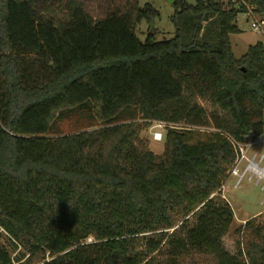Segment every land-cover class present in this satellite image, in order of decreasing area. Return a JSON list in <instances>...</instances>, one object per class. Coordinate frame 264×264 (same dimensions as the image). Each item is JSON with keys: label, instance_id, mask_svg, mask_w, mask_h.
Listing matches in <instances>:
<instances>
[{"label": "trees", "instance_id": "trees-1", "mask_svg": "<svg viewBox=\"0 0 264 264\" xmlns=\"http://www.w3.org/2000/svg\"><path fill=\"white\" fill-rule=\"evenodd\" d=\"M173 5L174 36L143 41L138 25L160 16L149 2L0 0V235L13 250L42 264H264L253 217L238 251L224 246L222 192L238 144L264 134V43L240 58L231 44L238 14L264 19V0ZM197 95L224 116L202 119ZM139 118L171 124L164 154L136 144ZM0 264H16L1 240Z\"/></svg>", "mask_w": 264, "mask_h": 264}, {"label": "rangeland", "instance_id": "rangeland-1", "mask_svg": "<svg viewBox=\"0 0 264 264\" xmlns=\"http://www.w3.org/2000/svg\"><path fill=\"white\" fill-rule=\"evenodd\" d=\"M194 2L195 0H189ZM151 3L155 8L160 11V16L152 22H147V20H142L137 28V35L141 40H145L150 32L154 31L155 40L169 39L175 34V27L171 20V16L175 12V7L173 2L169 0H139V4L144 6L146 3ZM238 22L242 28L241 33L231 34V44L233 47L234 54L236 58H240L248 49L249 45L255 44L258 41H264V26L260 30H256L252 27V21L258 18L257 16H252L249 14L247 17L245 14H238ZM193 105L196 106L197 110H201L200 115L202 119L208 118L211 122L217 116H224V112L214 105L211 101L203 98L199 95L193 96ZM141 125V131L139 137L136 139V144L138 146H144L158 155H162L165 152V140L163 143H154L152 136L157 130L159 125H163L162 131L165 135L167 129L171 125L165 121L152 120L147 118H139L137 121ZM196 129L202 130H213L212 126H195ZM260 141V142H258ZM252 145H249V143ZM246 154L252 155L256 150L262 151L264 149V134L257 136L251 140L247 141L245 146ZM237 178L230 174L225 181L223 186V196L231 204L235 220L229 230V232L223 236L224 246L232 253L238 251V242L247 241L246 233H239L236 231L239 228H244L243 225L246 219L254 218V224L264 223V182L260 181L257 183L256 178L249 179L247 176L236 185ZM254 213L256 215L252 216ZM252 216V217H251ZM249 217V218H248ZM245 219V220H244ZM190 224H192V218L190 217ZM183 220H179L177 226L174 228H179ZM170 229V232L174 230ZM0 240L4 242L10 250H12V256L15 257L16 264H42L43 256L41 254H30L27 253L22 245L19 248L13 250L11 242L8 239V235L5 231H2L0 235ZM91 241L92 238H88ZM137 248L142 250L145 248V240L143 236L140 235L137 239Z\"/></svg>", "mask_w": 264, "mask_h": 264}, {"label": "built area", "instance_id": "built-area-1", "mask_svg": "<svg viewBox=\"0 0 264 264\" xmlns=\"http://www.w3.org/2000/svg\"><path fill=\"white\" fill-rule=\"evenodd\" d=\"M255 19L256 20H253L251 23L252 27L256 30H260L264 26V19L260 17H255ZM246 144L247 143L238 144L240 154L230 172V174H233L237 178L236 185L246 176L249 179L256 178L257 183L260 181L264 182V149L262 151L256 150L252 155L248 156L245 149ZM249 145L252 144L249 143Z\"/></svg>", "mask_w": 264, "mask_h": 264}, {"label": "clouds", "instance_id": "clouds-1", "mask_svg": "<svg viewBox=\"0 0 264 264\" xmlns=\"http://www.w3.org/2000/svg\"><path fill=\"white\" fill-rule=\"evenodd\" d=\"M163 125H159L155 134L152 136V140L154 143H163L165 140V135L162 131Z\"/></svg>", "mask_w": 264, "mask_h": 264}, {"label": "crops", "instance_id": "crops-1", "mask_svg": "<svg viewBox=\"0 0 264 264\" xmlns=\"http://www.w3.org/2000/svg\"><path fill=\"white\" fill-rule=\"evenodd\" d=\"M240 14H245L247 17H249V14H248V13H240ZM238 16H239V15H238ZM237 22H238V17H237ZM238 25H239V23H238ZM239 27H240V29L242 30V28H241L240 25H239ZM242 31H243V30H242ZM242 31H241V32H242ZM241 32H240V33H241ZM263 32H264V30H263ZM262 42L264 43V41H262ZM258 142H260V141H258ZM256 214H257V213H254L252 216H254V215H256ZM252 216H251V217H252ZM248 218H249V217H248ZM245 219L247 220V218H245ZM245 219H244V220H245Z\"/></svg>", "mask_w": 264, "mask_h": 264}, {"label": "water", "instance_id": "water-1", "mask_svg": "<svg viewBox=\"0 0 264 264\" xmlns=\"http://www.w3.org/2000/svg\"><path fill=\"white\" fill-rule=\"evenodd\" d=\"M170 2L174 1V0H169ZM245 69V68H244Z\"/></svg>", "mask_w": 264, "mask_h": 264}]
</instances>
